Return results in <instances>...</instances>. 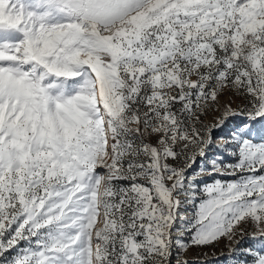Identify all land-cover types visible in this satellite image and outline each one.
Instances as JSON below:
<instances>
[{"label": "snow or ice", "instance_id": "1", "mask_svg": "<svg viewBox=\"0 0 264 264\" xmlns=\"http://www.w3.org/2000/svg\"><path fill=\"white\" fill-rule=\"evenodd\" d=\"M229 262L264 264V0H0V264Z\"/></svg>", "mask_w": 264, "mask_h": 264}, {"label": "rangeland", "instance_id": "2", "mask_svg": "<svg viewBox=\"0 0 264 264\" xmlns=\"http://www.w3.org/2000/svg\"><path fill=\"white\" fill-rule=\"evenodd\" d=\"M213 119L212 116L208 117V121L211 122V120ZM242 244L247 243V241H241ZM204 252L207 253V256H202L201 259H209L211 260L213 257L215 256H221L222 254H227V249L224 247V244L221 243L220 245H218L215 249H204ZM192 255V254H190ZM230 264V262H229Z\"/></svg>", "mask_w": 264, "mask_h": 264}]
</instances>
